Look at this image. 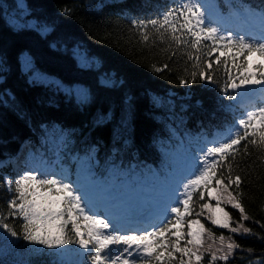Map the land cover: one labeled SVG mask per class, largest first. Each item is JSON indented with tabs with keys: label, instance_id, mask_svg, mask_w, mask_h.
Wrapping results in <instances>:
<instances>
[{
	"label": "snow or ice",
	"instance_id": "6c2138e0",
	"mask_svg": "<svg viewBox=\"0 0 264 264\" xmlns=\"http://www.w3.org/2000/svg\"><path fill=\"white\" fill-rule=\"evenodd\" d=\"M60 15L70 16L71 11L63 9ZM233 15L237 23L228 27L201 0H180L178 6L148 18H129L143 42L155 45L158 41L166 45L171 56L179 52L191 62L190 80L182 77L180 84L194 83L197 79L217 83L214 69L224 66L226 79L221 91L227 94L231 89L235 93L227 97L237 101V105L229 106L233 120L199 148V155L192 157L191 170H186V174L177 171L163 180L152 172L159 183L150 186L153 195L146 198V207L138 209L132 199L121 198L119 204H105L103 211L88 195L79 176L75 181L65 182L71 177L63 170L56 173L43 167L27 168L15 179L6 176L4 182L12 195L7 200L6 212L0 211L4 254L21 239L33 246L25 249L29 255L42 251L34 246H43L52 250L48 255L54 257H79L76 264H203L205 254L209 264H231L238 251H245L232 237H256L257 233L245 222L262 229L264 224L246 213L240 191L242 179L239 174L233 176V165L241 148L245 156L250 155V146L264 154V7L257 11L242 4ZM58 18L46 14L39 6H30L26 0H16L5 30L16 35L34 34L55 47ZM71 54L80 69H93L95 61L88 53L76 48ZM229 61L235 75L229 70ZM7 65L6 55L0 52V72L6 71ZM20 70L31 84L62 94L81 108L97 99L96 92L118 90L122 94L119 118L109 108L107 113H97L93 127L115 121L109 153L115 155L127 148L132 96L125 91L130 86L117 75L105 72L90 84L56 78L39 69L27 53L21 57ZM184 70L187 72V68ZM152 103L154 108L164 107L159 97H153ZM73 131L55 123L41 125L43 142L51 140L64 149L75 143ZM96 151V145L89 144L83 156L77 154L73 158L79 172L96 176ZM261 159L264 160V155ZM116 171L113 164L112 172ZM194 196L201 201L198 212H194ZM228 205L238 211L239 220H233L225 210ZM205 210L211 225L227 229L231 235L217 237L206 228L200 219ZM10 217L20 222L19 228L15 222H8ZM259 239L264 241V236ZM208 240L212 243H207ZM247 253L254 255L252 249ZM248 264H264V254L256 260L249 259Z\"/></svg>",
	"mask_w": 264,
	"mask_h": 264
},
{
	"label": "trees",
	"instance_id": "16d2710c",
	"mask_svg": "<svg viewBox=\"0 0 264 264\" xmlns=\"http://www.w3.org/2000/svg\"><path fill=\"white\" fill-rule=\"evenodd\" d=\"M262 4V0H254ZM30 6H39L46 14L58 16L55 47L34 34L16 35L5 30L9 12L15 8L16 0H0V52L8 60L7 70L0 72V211L7 209V200L12 192L5 184V177L15 179L27 168L46 170L53 168L56 173L68 172L71 180L78 176L87 178V174L78 171L74 157L83 156L89 144L96 145V176L91 180L108 183L115 198L117 192L127 190L125 178L141 173L155 172L169 176V172L178 169L172 163L181 139L194 144L210 135L216 129H222L233 120L230 101L227 97L235 94L229 89L221 91L226 79L224 66L214 69L217 83L197 79L194 83L180 84V78L190 80L193 70L187 57L177 53L171 56L166 45L157 41L145 43L138 30L130 24L129 18H148L160 11L178 6L180 0H26ZM212 11L220 10L226 15L232 8H238L245 0H201ZM71 11L70 16L60 15L61 10ZM225 9V10H224ZM76 46L84 49L99 63L91 70L80 69L72 57ZM27 53L32 56L36 66L50 76L65 80L93 83L98 75L105 72L115 74L130 87L125 91L132 96L133 111L130 116L129 144L118 154L109 153L111 129L115 121L101 127H93L97 113H107L113 108L118 119L122 94L117 91L96 92L97 99L84 108L74 100L62 94H53L41 85H33L28 76L20 70L21 57ZM218 54V53H217ZM217 54H214L217 55ZM213 56V60H214ZM223 59V57H221ZM167 65V68H164ZM162 71L157 72L155 69ZM187 68V72L184 70ZM229 70L233 75L236 70ZM258 87V86H256ZM153 97L164 102L163 108H154ZM163 117V120L160 118ZM55 123L73 131L74 144L64 149L51 140L43 142L41 125ZM99 141L97 144L96 142ZM250 155H243V148L234 162L233 176L239 174L242 179L240 191L246 213L253 220L264 224V160L255 148L249 147ZM193 153V151H192ZM19 163L16 166V162ZM113 164L116 171L112 172ZM138 170V172H136ZM151 170V172H149ZM138 185L137 179L131 180ZM14 187V185H13ZM234 193L235 190L233 189ZM194 212H198V197L194 196ZM215 203V201H207ZM233 220H239L237 210L225 206ZM207 210L201 222L212 230L217 237L231 234L227 229L217 228L206 219ZM191 218H196L195 216ZM9 223L16 218H9ZM246 226L257 233L256 237L232 238L240 243L244 250L237 252L231 264H248L249 259L256 260L264 254V229L256 224L245 222ZM186 230V229H185ZM3 230L0 229V232ZM3 241L0 240V261L3 264H22L29 260L31 264H74V256L64 258L48 255L52 250L41 248V252L29 255L25 249L33 247L28 242L18 240L7 254H4ZM183 243V242H182ZM207 243H212L208 240ZM76 248V245H72ZM248 249L254 255L249 256ZM203 264H209L205 254ZM223 264V262H218Z\"/></svg>",
	"mask_w": 264,
	"mask_h": 264
},
{
	"label": "rangeland",
	"instance_id": "374dc122",
	"mask_svg": "<svg viewBox=\"0 0 264 264\" xmlns=\"http://www.w3.org/2000/svg\"><path fill=\"white\" fill-rule=\"evenodd\" d=\"M15 10V8L13 10H10L9 12V18L12 14V12ZM76 48H80L84 51L83 48L76 46L74 49ZM95 61L94 67H97L99 65L98 61L94 58H92ZM206 141V140H205ZM205 143V142H204ZM203 144H199L197 146V149L199 151V148L202 146ZM178 152L175 154V158H174V162L175 164H178V167H181L182 172H185L186 174V170H191V163H192V157H193V153L190 150V146L189 143L186 140L181 139L180 142L178 143L177 146ZM16 166L19 164L17 163L18 161H15ZM159 180H163L162 178H159ZM80 183L84 186V188L87 190L88 195L94 200L97 196L96 192H101L100 189H96L95 187H91V188H86L85 185L88 184L90 182L89 178L86 179H79ZM184 182H187L186 180ZM159 181L157 180L156 182H154V185L158 186ZM153 186V185H152ZM108 186L107 184H103V189H106ZM182 191V187L177 191V195H179V193ZM153 195V193L149 190L147 191H143L140 190L136 195L134 196H129L130 199H132L136 205V207L138 209H142L144 207L147 206L146 204V198ZM103 200L99 201L100 203ZM108 204L109 206H111L113 204V202L108 201V200H104L102 202V207L104 210V205ZM79 260V259H78ZM77 260V261H78Z\"/></svg>",
	"mask_w": 264,
	"mask_h": 264
}]
</instances>
